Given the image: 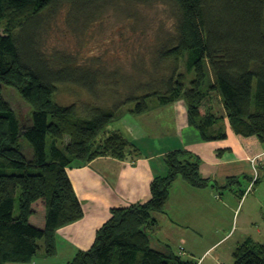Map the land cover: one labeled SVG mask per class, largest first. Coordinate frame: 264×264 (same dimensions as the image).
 I'll return each instance as SVG.
<instances>
[{
  "label": "trees",
  "instance_id": "1",
  "mask_svg": "<svg viewBox=\"0 0 264 264\" xmlns=\"http://www.w3.org/2000/svg\"><path fill=\"white\" fill-rule=\"evenodd\" d=\"M116 2L167 5L175 23L155 50L150 83L103 106L94 101L105 85L103 74L48 53L43 39L63 14L69 26H89ZM61 86L82 88L95 99L60 104ZM4 87L30 105L26 122ZM215 98L226 116L216 114ZM151 99L159 107L183 100L189 125L206 142L227 139L225 117L236 135L264 142V0H0V264H29L41 250L48 258L57 255V231L85 216L68 168L101 157L136 161L139 149L109 127L125 115L126 103L137 104L129 114L144 115L153 110ZM165 163L168 174L154 179L151 199L113 209L92 248L68 264H199L154 247L155 214L165 213L180 178L216 190L240 180L221 186L205 178L201 161L185 151L169 153ZM233 257L235 264H264V243L249 238Z\"/></svg>",
  "mask_w": 264,
  "mask_h": 264
},
{
  "label": "rangeland",
  "instance_id": "2",
  "mask_svg": "<svg viewBox=\"0 0 264 264\" xmlns=\"http://www.w3.org/2000/svg\"><path fill=\"white\" fill-rule=\"evenodd\" d=\"M64 17L63 14L61 19L55 22L47 31L43 39L44 49L48 53L58 52L68 55L76 61L77 65L80 64L84 67L99 70L103 74L102 80L105 82V85L99 89L100 98L98 100H94L95 97L92 98L82 88L61 86L56 101L66 105L74 103L82 105V103L94 100L103 106H114L121 103L132 88L136 89L150 83L151 76H154L152 73L155 71L153 66L156 57L155 50L159 43L171 33L175 23L170 8L164 4L135 6L124 2H116L110 6L103 16L93 21L89 26L85 24L76 27L75 25L69 26ZM4 94L21 120L26 122L32 112L30 105L17 91L11 88L4 87ZM149 103L153 106V110L148 115L138 116H131L132 114L128 113L130 109H135L136 102L126 103L122 111L125 112V115L122 119L111 124L109 130L117 129L116 125H119L120 121L126 123V120L123 121V119H131V122L133 120L139 121L147 129L150 128L151 124L156 126L158 121L164 127L166 126L165 131L169 130V134H171L175 126L170 118L158 113L160 107L155 99H151ZM214 107L216 114L219 116L225 114L220 100L218 101L217 98L214 100ZM127 123L129 124V121ZM148 130L154 135L161 132L160 128H155L153 125ZM144 142L148 143L146 140ZM22 143L26 151L31 149L26 139H23ZM255 173H257V170H255ZM178 181L180 182L179 186L185 183L181 179ZM241 182L244 183L246 180L242 179ZM177 185L175 184V186ZM185 185H187V188L176 194L174 193V187L171 188L167 206L168 213L155 214L160 223V228L155 230V237L162 238L164 236L163 242L168 245L166 247L169 253L172 252L180 256L184 261L191 260L195 263L216 264L214 259L219 257L224 264H235L233 252L237 243L244 240L245 233L253 235L256 240H264V236L262 237L257 231L259 227L264 230V215H262L264 212L260 213L262 207L257 201L258 195L253 196L252 193L247 201L244 200L241 203L240 194L238 196L232 193L233 189L238 190V185L219 190L211 187L196 188L188 184ZM261 187V195L264 198V183ZM189 190L190 193H186ZM192 193H195L194 199H191ZM214 194H221L222 198L217 200L213 197ZM233 208L235 209L233 210ZM195 213L202 215L210 213V216L207 214L201 221L207 228L201 230L203 231L204 247H209L213 243L223 240L207 253L202 261L203 253L201 251L197 253L189 251V254H192L190 256L180 247V240L182 239L180 234H183V231L191 235L194 232H201L198 229L200 223H198ZM15 214L17 216L19 214L18 203ZM215 214H217V218ZM165 215L169 218L164 219ZM190 218L194 219L190 221ZM246 221L250 231L244 228ZM195 223H198V225L194 226ZM230 232H232V235L225 238ZM40 245L43 246L44 243L40 242ZM154 247L159 251L167 252L163 246L158 244V241L154 243Z\"/></svg>",
  "mask_w": 264,
  "mask_h": 264
},
{
  "label": "crops",
  "instance_id": "3",
  "mask_svg": "<svg viewBox=\"0 0 264 264\" xmlns=\"http://www.w3.org/2000/svg\"><path fill=\"white\" fill-rule=\"evenodd\" d=\"M168 107H160L158 113L166 115L174 124L175 127L171 134H169V130L165 131L166 126L164 127L158 121L156 126L154 124L150 125V128L152 125L155 128H160L161 132L157 135L150 132L148 130L150 128H145L139 121L133 120L131 122V119H123V121L126 120V123L120 121V124L116 125L117 129L115 131L121 132L139 149L140 157L136 161L101 157L86 166L68 168V175L83 205L85 216L82 220L57 231V255L55 257L48 258L44 250H41L38 256L29 264H68L79 252L90 250L96 240L97 231L110 219L113 209L146 203L151 199L152 183L157 177L167 176L168 167L165 163V156L174 151L189 152L192 156L199 159L201 161L202 175L222 186H226L230 178L240 180L237 183L238 190L233 189L232 193L234 195L240 194L241 203L244 200L247 201L252 193L253 196L258 195L257 201L262 207L260 213L264 212V198L261 195V186L264 183V179H262L264 177V142L254 137L244 138L236 135L226 117L223 125L228 134L227 139L206 142L202 139L199 131L189 125L187 107L184 101H179ZM144 115H148V113ZM170 115L172 116L170 117ZM223 115L226 116L225 114ZM127 121H129V124ZM145 140L148 143H145ZM254 159H256L255 162H253ZM255 170H257V173H255ZM242 179H245L246 182L242 183ZM181 180L185 182L183 179ZM177 182L175 184L178 185L175 186L174 184L173 186L176 191H174L175 194L186 189L187 185L185 184H188L185 182L182 186H179L180 182ZM186 193H190V190ZM194 196L195 193H192L191 199H194ZM213 197L220 200L222 195L214 194ZM167 206L165 213L159 214L168 213ZM195 215H197L198 223L200 224L206 217V215L197 213ZM208 216H210V213ZM215 216L217 218V214ZM155 218L158 221V225L153 231L154 237L156 228H160L158 217ZM166 218L169 217L165 215L164 219ZM193 219L190 218V221ZM198 223H195L194 226L198 225ZM200 224L199 231L207 229L204 223H202L204 225ZM244 228L246 230L250 229L247 221L244 223ZM257 231L262 237L264 236L263 229L259 227ZM192 234H186L185 231L180 234L182 236L180 247L186 254H189V251L192 253L201 251L203 253L201 261L207 253L223 241L221 240L209 247H204L203 231ZM230 235H232V232L225 238ZM244 235V240L238 242L236 248L249 238L256 242L264 243V240L253 238V235L248 233ZM163 237H155L154 243L158 241V244L167 250L166 246L168 245L163 242L165 239ZM41 247L43 248L42 245ZM189 255L191 256L192 254ZM214 260L216 264H224L219 257ZM199 264L202 263L199 262Z\"/></svg>",
  "mask_w": 264,
  "mask_h": 264
}]
</instances>
